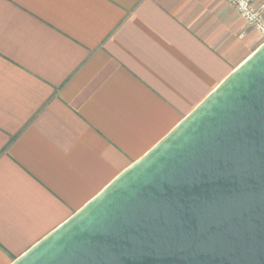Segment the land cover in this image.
<instances>
[{"label":"crops","instance_id":"1","mask_svg":"<svg viewBox=\"0 0 264 264\" xmlns=\"http://www.w3.org/2000/svg\"><path fill=\"white\" fill-rule=\"evenodd\" d=\"M262 43L225 0H0V264L83 207Z\"/></svg>","mask_w":264,"mask_h":264},{"label":"water","instance_id":"2","mask_svg":"<svg viewBox=\"0 0 264 264\" xmlns=\"http://www.w3.org/2000/svg\"><path fill=\"white\" fill-rule=\"evenodd\" d=\"M11 264H264V43Z\"/></svg>","mask_w":264,"mask_h":264},{"label":"built area","instance_id":"3","mask_svg":"<svg viewBox=\"0 0 264 264\" xmlns=\"http://www.w3.org/2000/svg\"><path fill=\"white\" fill-rule=\"evenodd\" d=\"M264 38V0H225Z\"/></svg>","mask_w":264,"mask_h":264}]
</instances>
